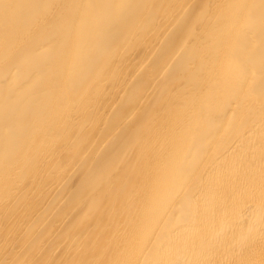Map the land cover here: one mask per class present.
<instances>
[{"label": "bare ground", "instance_id": "1", "mask_svg": "<svg viewBox=\"0 0 264 264\" xmlns=\"http://www.w3.org/2000/svg\"><path fill=\"white\" fill-rule=\"evenodd\" d=\"M0 264H264V0H0Z\"/></svg>", "mask_w": 264, "mask_h": 264}]
</instances>
